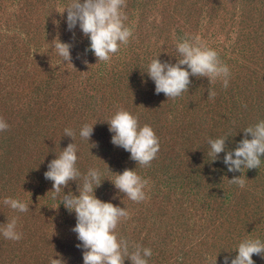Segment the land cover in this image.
Masks as SVG:
<instances>
[{"label": "rangeland", "instance_id": "rangeland-1", "mask_svg": "<svg viewBox=\"0 0 264 264\" xmlns=\"http://www.w3.org/2000/svg\"><path fill=\"white\" fill-rule=\"evenodd\" d=\"M69 2L0 0V117L10 126L0 131V226L16 216L23 233L19 241L0 234V264H50L52 258L83 264L75 212L61 203L63 189L52 198L53 182L44 176L74 142L80 172L97 166L103 173L96 196L130 213L118 224V237L151 248L148 264H224L242 239L264 242V157L259 168L244 170L241 188L229 180L242 173L228 171L226 151L215 161L208 155L209 139L228 136L227 149H235L243 129L264 119V0H126L122 11L133 34L109 62L86 51L90 39L79 24L68 29L67 10H58ZM185 34L199 35L218 52L230 69L227 88L221 80L191 76L181 96L156 94L144 70L158 55L176 63L175 44ZM56 38L72 45L73 65L56 54ZM118 107L158 136L150 166H137L112 143L105 120ZM84 123H96L90 141L79 136ZM65 128L76 132L75 141ZM126 168L148 180L144 201L130 200L107 179ZM69 191L79 194L77 181L64 188ZM6 197L27 202L29 210H12ZM253 260L264 264L260 255Z\"/></svg>", "mask_w": 264, "mask_h": 264}, {"label": "clouds", "instance_id": "clouds-1", "mask_svg": "<svg viewBox=\"0 0 264 264\" xmlns=\"http://www.w3.org/2000/svg\"><path fill=\"white\" fill-rule=\"evenodd\" d=\"M124 7L126 0H70L63 10L58 11L63 14L67 10L69 30L79 24L83 34L90 39L86 51L93 52L98 62H109L121 45L128 44L133 34L132 29L125 24L127 16L122 11ZM54 41L56 54L63 58L64 63L72 64V45L59 38ZM175 49L178 57L176 63L162 62L158 55L150 59L144 70L154 81L156 94L164 93L168 99L181 96L189 91L191 76L206 77L210 84L221 80L223 86L228 87L229 67L220 59L218 52L209 47L199 35L185 34L177 40ZM215 95L214 90H208L209 98H214ZM105 121L109 125V131L113 133L112 143L130 152V158L137 166H150L160 149L159 138L154 129L148 124L141 125L139 117L123 107H118ZM95 124L84 123L79 136L90 141ZM9 127L7 121L0 117V131H6ZM243 132L244 138L235 149H227L228 136L208 140V155L212 157L210 161L217 160L219 154L226 151L223 163L227 165L228 171L242 173L229 180L241 188L246 185L244 170L259 168L261 158L264 157V119L244 128ZM64 136L75 141L76 132L65 128ZM77 153L75 142L69 143L48 163L44 176L53 182L50 190L52 198L61 197L63 189L61 203L70 213L75 212L77 223L73 231L81 242L77 247L83 248V264H125L126 259H130L131 264H148L152 249L134 243L130 245L127 239L118 237L116 232L118 224L122 219L130 218V213L125 207L96 196L95 189L101 186L103 173L99 167L92 166L82 174L77 167ZM136 168L115 172L117 174L114 178L107 179L130 200L141 202L146 199L148 180L139 175ZM70 181L78 182V195L71 191L64 192ZM3 203L20 213L27 212L30 208L27 202L19 198L6 197ZM17 224L18 217H7V221L0 226V234L5 239L19 241L23 233L17 230ZM234 250L237 252L235 257L225 256L224 264H255L254 254L264 257V242L259 238H244ZM50 264H64V261L62 258H52Z\"/></svg>", "mask_w": 264, "mask_h": 264}]
</instances>
